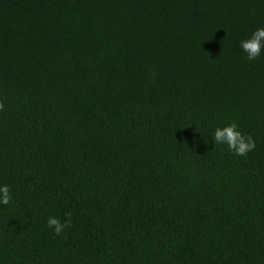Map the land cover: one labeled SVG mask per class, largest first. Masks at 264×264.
I'll return each instance as SVG.
<instances>
[{"label":"trees","instance_id":"trees-1","mask_svg":"<svg viewBox=\"0 0 264 264\" xmlns=\"http://www.w3.org/2000/svg\"><path fill=\"white\" fill-rule=\"evenodd\" d=\"M259 27L264 0H0V264H264Z\"/></svg>","mask_w":264,"mask_h":264},{"label":"clouds","instance_id":"clouds-1","mask_svg":"<svg viewBox=\"0 0 264 264\" xmlns=\"http://www.w3.org/2000/svg\"><path fill=\"white\" fill-rule=\"evenodd\" d=\"M240 47L249 61H255L264 56V27H259L252 32L251 36L240 41ZM6 110V104L0 99V113ZM212 141L220 146H227L230 153L247 157L248 154L256 149V139L251 134H245L240 130L238 122L233 121L223 127H216L212 134ZM14 194L12 187L6 183H0V206H8L13 202ZM65 219L61 220L56 216L47 219V228L52 230L56 236H61L66 229L72 226V213L66 212Z\"/></svg>","mask_w":264,"mask_h":264}]
</instances>
